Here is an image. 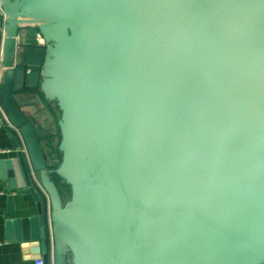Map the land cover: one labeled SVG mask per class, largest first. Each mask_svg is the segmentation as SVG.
Wrapping results in <instances>:
<instances>
[{"label": "water", "instance_id": "obj_1", "mask_svg": "<svg viewBox=\"0 0 264 264\" xmlns=\"http://www.w3.org/2000/svg\"><path fill=\"white\" fill-rule=\"evenodd\" d=\"M0 8V103L38 212L26 257L264 264V0ZM27 160L49 200L50 251Z\"/></svg>", "mask_w": 264, "mask_h": 264}, {"label": "crops", "instance_id": "obj_2", "mask_svg": "<svg viewBox=\"0 0 264 264\" xmlns=\"http://www.w3.org/2000/svg\"><path fill=\"white\" fill-rule=\"evenodd\" d=\"M29 111L30 108L23 107ZM53 128V124L50 123ZM11 134L15 137L19 146H14ZM23 147L19 132L7 126H0V264H35V259L26 257L22 243L25 238H33L38 232L37 204L20 173L16 168L17 151ZM29 168V177L32 185L41 196L43 203V216L47 241L50 251V206L45 194L39 186L37 174ZM13 172L14 187L11 186V178L7 171Z\"/></svg>", "mask_w": 264, "mask_h": 264}, {"label": "trees", "instance_id": "obj_3", "mask_svg": "<svg viewBox=\"0 0 264 264\" xmlns=\"http://www.w3.org/2000/svg\"><path fill=\"white\" fill-rule=\"evenodd\" d=\"M57 137L58 136L54 137V138H56V141H57ZM54 138L50 139L47 143L48 149L50 148L49 149L50 150V152H49V162H50L49 167L50 168H54L60 160V153L55 150V144L53 142ZM53 178L58 183V186L61 190V193L64 194L66 196V198H68L69 190H68L67 186L64 183H62L56 175H53Z\"/></svg>", "mask_w": 264, "mask_h": 264}, {"label": "built area", "instance_id": "obj_4", "mask_svg": "<svg viewBox=\"0 0 264 264\" xmlns=\"http://www.w3.org/2000/svg\"><path fill=\"white\" fill-rule=\"evenodd\" d=\"M2 10L0 8V17L2 18ZM2 70V63H1V58H0V72ZM0 126H7L8 128H11V129H14L18 132L17 128L15 126H13V124L9 121L7 115L5 114V111L0 103ZM23 145V144H22ZM24 152H25V148H24V145L22 147V149ZM8 150H0V152H7ZM39 186H40V189L41 191L45 194L46 196V199L49 203V200H48V197H47V194L46 192L44 191V189L42 188L41 184L39 183ZM50 206V204L48 205ZM35 264H44V260L42 258H39V259H35Z\"/></svg>", "mask_w": 264, "mask_h": 264}, {"label": "rangeland", "instance_id": "obj_5", "mask_svg": "<svg viewBox=\"0 0 264 264\" xmlns=\"http://www.w3.org/2000/svg\"><path fill=\"white\" fill-rule=\"evenodd\" d=\"M55 141H56V138L53 139L54 144L56 143Z\"/></svg>", "mask_w": 264, "mask_h": 264}]
</instances>
